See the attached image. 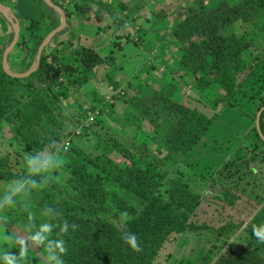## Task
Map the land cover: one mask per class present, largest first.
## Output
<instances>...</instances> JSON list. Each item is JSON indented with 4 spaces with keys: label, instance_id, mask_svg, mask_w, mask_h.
<instances>
[{
    "label": "trees",
    "instance_id": "1",
    "mask_svg": "<svg viewBox=\"0 0 264 264\" xmlns=\"http://www.w3.org/2000/svg\"><path fill=\"white\" fill-rule=\"evenodd\" d=\"M64 12L69 20L71 14L65 8ZM45 23V14L32 21L10 54L9 62L22 57L25 70H30L38 48L52 32L47 31ZM172 34L183 49L180 70L193 78L195 86L202 91L208 92L213 87L224 91L215 106L240 97L245 81L249 80L261 94L258 108L261 111L264 107V0H238L233 4L224 1L211 7L197 2L172 29ZM56 38L44 50L39 70L26 79L13 78L4 71L2 60L6 48L0 49V140H8L2 132L3 123L13 133L11 141L8 140L13 154L0 157V179L28 181L34 210L47 216L40 221L33 216V229L38 231L44 222L52 226V238L63 239L68 249L63 257L65 264H156L172 235L203 228L189 223L190 216L201 205V196L194 193L183 173L169 178L167 197H162L167 173L161 166L167 160L181 163L202 141L215 118L185 103L179 94L181 85L176 81H170L165 91H155L149 97L130 85L135 96L129 98L128 104L136 108L144 105L145 114L157 110L160 118L150 123L160 127L159 130L161 126L157 123L161 120L173 123V131L163 139L164 147L152 140L154 147L138 143L130 149L124 137L107 143V150H115L129 162L130 165L122 167L109 151L89 153L74 146L75 139L92 138L94 126L103 121L106 111L101 107L102 116L91 128H83L78 137L75 131L88 111L67 118L64 109L69 108L65 101L77 84L87 81V70L108 65L111 58L93 47L81 44L75 47L72 41L54 45ZM247 70L249 74L245 76ZM184 74L180 81L184 80ZM111 83L116 89L120 87L113 80ZM121 98L117 96L116 100ZM260 122L264 135V112ZM126 129V125L120 128L125 135ZM253 130L255 138L264 144L257 128ZM68 140L70 144L65 151L60 145ZM52 142L57 156L65 160L62 170L67 176L64 179H60L61 173L57 171L53 174L13 171L14 166L9 163L12 157H18L16 167L20 164L28 169L27 158L38 156ZM19 151L23 153L18 154ZM130 196H137L140 202L134 206ZM16 203L12 205L29 219L30 212ZM259 216L258 219L264 220V211ZM65 225L67 231L62 234L60 229ZM128 234L136 235L139 251L125 242ZM49 243L52 241H45ZM40 246L46 256L45 245ZM210 264H264V250L258 252L246 244L232 242Z\"/></svg>",
    "mask_w": 264,
    "mask_h": 264
},
{
    "label": "rangeland",
    "instance_id": "2",
    "mask_svg": "<svg viewBox=\"0 0 264 264\" xmlns=\"http://www.w3.org/2000/svg\"><path fill=\"white\" fill-rule=\"evenodd\" d=\"M226 1L235 3L238 0ZM197 2L211 7L223 3L224 0H103L112 10V15H97L94 6L86 8L88 17L85 15L84 23L92 21L97 28L86 30L82 35H100L107 47L97 52L104 56L109 55L111 59L108 65L99 66L93 71L87 70V81L77 84L70 92L69 99L65 101L69 108L64 109L67 118L80 114L81 111L95 112L102 108L106 111L103 121L94 126L92 138L87 141L78 138L73 142L74 146L89 153L108 152L106 144L116 139L122 140V137L130 149L138 143L144 147H154L152 140H157L164 147L163 139L173 131V123L161 120L157 123L161 126L159 130L160 127L150 123L160 118L157 110L145 114L144 105L136 108L128 104L129 98L135 96V91L130 85L136 90L141 89V95L149 97L155 91H165L164 87L170 81H176L181 85L179 94L183 96L185 103L204 111L209 118H215L214 124L202 141L181 163L175 164L167 160L161 166L167 173V181L161 190L162 197H167L169 178L183 173L185 178L189 179L194 193L201 196V205L190 216L189 223L203 228L197 232L172 235L164 245L156 264H210L215 262L232 242L246 244L258 252L264 250V242L254 237L252 231L254 224L264 222L258 219L264 211V144L255 138L253 130L257 125L261 94H258V88L253 82L246 80L245 90H241L240 97L232 99L230 103L215 106L216 100L224 95V91L217 87L208 92L202 91L195 86L193 78L180 70L179 60L183 49L173 37L172 29L187 16V10ZM87 4L90 5V2ZM69 9L73 13L76 11L74 7ZM165 13L169 19L167 15L164 16ZM7 15L15 21L13 15ZM1 18L3 19V15ZM75 24L77 29L78 25H81L78 21ZM137 36L141 40L134 43L132 40L135 41ZM74 43L75 47L81 44L76 40ZM158 46L166 50L160 52H164L166 57L173 60L172 63L169 64L161 54L154 55L159 50ZM23 62L22 57L11 62L8 59L10 71L16 74L26 73ZM110 70L112 72H109ZM182 74L184 80L180 81ZM248 74L249 70L245 71L244 75ZM110 80L119 84L120 89H115L114 92L112 89L115 86ZM117 96L122 98L116 100ZM68 101L69 105L72 104L71 107L67 104ZM121 124L127 126L126 135L120 130ZM1 127L4 136L11 141L13 133L10 126L3 123ZM75 135L80 137L76 133ZM63 137L65 138V135ZM8 140H0V157L13 154ZM53 145L54 142L41 152L43 157L50 156L54 161V166L46 172H60V179H64L67 176L62 170L65 160L62 156H57ZM60 148L68 150L63 144ZM108 153L120 166L130 165L115 150ZM17 160L18 157H12L9 162L14 166V172L38 174L30 172L20 164L16 167ZM27 184L28 181L19 183L16 180L0 179V236L10 237L13 242L26 241V264H48L41 246H35L28 241V235L35 232L33 225L25 217V213L12 205L14 201L23 205L24 211L30 212L32 219L33 216L38 218L37 221L46 219L45 213H36L34 210L35 204L30 200ZM6 197L9 202H6ZM130 202L136 206L140 199L130 196ZM25 226L30 230L29 233L25 231ZM19 248L18 243L13 246L0 239V249H7L11 256H17Z\"/></svg>",
    "mask_w": 264,
    "mask_h": 264
},
{
    "label": "crops",
    "instance_id": "3",
    "mask_svg": "<svg viewBox=\"0 0 264 264\" xmlns=\"http://www.w3.org/2000/svg\"><path fill=\"white\" fill-rule=\"evenodd\" d=\"M51 1L57 4L58 6H60L63 10L64 8L67 9V12L71 14V18L68 20V25L66 29L56 36L57 38H56L54 45L59 44L61 42H69V41L74 42V40H76L77 42H80L82 46L93 47L96 50H102L107 47L105 46L103 42L104 39L100 35L96 34L93 36L90 33L89 34L87 33L86 35H82V34L86 30L91 31L97 28V26L94 25L92 21H90V23L88 24L84 23L85 18H86L85 15L87 16L86 8H90L91 6H94V8H96L95 12L97 15H100L102 13H105V14L109 13L110 15H112L113 14L112 10L108 8V4L103 3V0L101 1L100 0H96V1L95 0L93 1L92 0H51ZM89 2H90V5L87 4ZM226 2L233 4L229 1H226ZM0 3L4 5V7L8 8L9 13L13 15L15 19L19 22L21 26V36L26 31H28L32 21L35 18L42 16L43 14H45L47 17V23H45V26L48 27L47 31L55 30L57 27H59L62 21V17L60 13L56 11V9L49 6L45 0H0ZM69 6L74 7L76 11L73 13V11L69 9L70 8ZM76 6H78L79 8L77 9ZM2 15L3 14L0 12V49L1 48L8 49L14 39L15 32L13 34V31H14L13 26L10 24L8 20L5 19L6 17L4 15L2 19L1 18ZM165 15L167 14L165 13ZM81 18H84V19H81ZM169 18L170 17L168 16V19ZM76 21L80 22L81 24V25H78L79 26L78 29L76 28V24H75ZM79 32H82V33L79 34ZM54 38L51 40V42L54 40ZM132 41L134 43L136 42L139 43L140 38L137 36V39L135 41L134 40ZM123 45L124 43L121 46ZM126 47H129V46H126ZM158 47H159V50L156 53H154V55L160 56L161 54L165 57V60L168 61L169 64L172 63L173 60L169 59L168 57L164 55V52H166V50L165 49L163 50L161 46H158ZM160 51H164V52L162 53ZM12 52L10 54H12ZM109 72H112V71L110 70ZM110 76L114 77V75H111V74ZM122 77L123 75L120 78ZM115 89L116 88L114 87V90ZM119 89L120 88H117L116 90H119Z\"/></svg>",
    "mask_w": 264,
    "mask_h": 264
},
{
    "label": "clouds",
    "instance_id": "4",
    "mask_svg": "<svg viewBox=\"0 0 264 264\" xmlns=\"http://www.w3.org/2000/svg\"><path fill=\"white\" fill-rule=\"evenodd\" d=\"M28 169L32 173H40L44 172L50 167L54 166L53 158L43 157V154H39L35 157H28L26 160ZM58 166V165H55ZM19 190L18 188L16 189ZM6 202L7 197L5 198ZM32 217L29 216V221L31 222ZM25 231L30 232V230L25 226ZM61 233H66L67 227L62 226L60 229ZM253 235L259 241L264 242V222L260 224L253 225ZM0 239H3L6 243L14 246V243H18L20 245L18 255L11 256L7 249H0V264H26V257L28 256V247L26 245V241L19 240L17 242H13L10 237L0 236ZM46 240L52 241V243L45 244ZM28 241H30L35 246H40L44 244V252L46 254V260L48 264H65L63 257L67 254V247L63 239H53L52 238V226L48 222H44L39 227V230L35 232V234L28 235ZM125 242L132 248L139 251V245L136 235L128 234Z\"/></svg>",
    "mask_w": 264,
    "mask_h": 264
},
{
    "label": "water",
    "instance_id": "5",
    "mask_svg": "<svg viewBox=\"0 0 264 264\" xmlns=\"http://www.w3.org/2000/svg\"><path fill=\"white\" fill-rule=\"evenodd\" d=\"M46 3L51 6L52 8L56 9V11H58L62 17V21L61 24L59 25V27H57L55 30H53L44 40V42L41 44V46L39 47L38 53H37V57H36V61L33 64V66L30 68V70H28L26 73L23 74H16L12 71H10L9 66H8V57L9 54L15 49V47L17 46L20 37H21V26L19 24V22L15 19V21H13L12 19H10L7 15V13H9V9L4 7V5H2L0 3V12L7 18V20L10 22V24L13 26L14 28V39L10 45V47L8 49H6L4 55H3V69L4 71L11 77L16 78V79H26L31 77L33 74H35L40 66H41V62H42V56L44 53V50L46 49V47L49 45V43L51 42V40L56 37L58 34H60L62 31H64L68 25V20H67V16L64 12V10L58 6L57 4L53 3L51 0H45ZM264 112V107L261 109V111L259 112L258 116H257V131L259 133V136L261 137V139L264 141V135L262 133L261 130V115Z\"/></svg>",
    "mask_w": 264,
    "mask_h": 264
},
{
    "label": "built area",
    "instance_id": "6",
    "mask_svg": "<svg viewBox=\"0 0 264 264\" xmlns=\"http://www.w3.org/2000/svg\"><path fill=\"white\" fill-rule=\"evenodd\" d=\"M114 92V88L112 89ZM101 111L96 110L95 112L89 111L88 114L86 115V118L82 120L81 125L78 130L75 131L76 134L81 135L82 134V129L83 128H91L97 120L101 117ZM70 144V141L68 140L67 143L65 144V147L68 148Z\"/></svg>",
    "mask_w": 264,
    "mask_h": 264
}]
</instances>
